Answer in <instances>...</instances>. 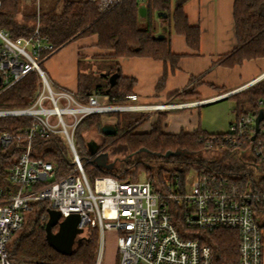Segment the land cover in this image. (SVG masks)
Segmentation results:
<instances>
[{"label":"built area","instance_id":"2783aa9c","mask_svg":"<svg viewBox=\"0 0 264 264\" xmlns=\"http://www.w3.org/2000/svg\"><path fill=\"white\" fill-rule=\"evenodd\" d=\"M22 1L33 2L37 13L28 36L12 37L0 28V94L30 73L37 74L41 88L26 107L0 109V118L30 119L29 125L16 134L0 133L3 147L16 140L25 141L18 159L7 170L6 183L0 185V264H67L15 260L8 254L9 241L21 228L30 204L40 201L58 212L60 220L77 214V227L83 231L80 237L85 230L98 231L94 264H100L106 231L115 235L118 264H212L210 247L192 235L195 230L219 228L237 233L238 264H262L263 223L256 219L255 211L264 203V98L256 101V108L235 117L220 139L249 147V151L242 152L243 161L262 179L254 178L245 188L218 175L196 172L190 186L185 180L181 183L178 176L159 184L150 176L142 182L111 176H97L90 181L74 147L73 134L77 124L89 115L165 111L210 103L240 93L264 78V73L241 87L194 103L149 105L137 103L138 97L132 93L126 104L110 105L107 95L93 93L80 104L74 93L56 92L49 82L42 64L56 49L41 33L40 0ZM89 1L105 13L124 0ZM49 133L62 135L72 156V170L57 179L50 162L32 157L31 142ZM212 140L215 137L206 138V142ZM100 154L98 151L88 157L86 163Z\"/></svg>","mask_w":264,"mask_h":264},{"label":"trees","instance_id":"16d2710c","mask_svg":"<svg viewBox=\"0 0 264 264\" xmlns=\"http://www.w3.org/2000/svg\"><path fill=\"white\" fill-rule=\"evenodd\" d=\"M45 7L42 4L40 12L41 33L49 38L57 52L61 47L78 38L97 36V45L101 49L113 51V57H149L154 60L170 62L174 67L179 55L170 51L169 36L171 33L184 36L189 48L197 50L200 41V31L191 26L183 12L186 0H124L105 13L98 10L96 4L89 1L57 0ZM0 28L10 32L12 37L28 36L35 20V5L33 2L24 3L22 0H1ZM141 10L147 20L145 28L139 26ZM165 13L166 19H158L157 32L152 30L153 15ZM235 48L221 57L213 65L231 68L241 65L243 61L264 58V0H235L233 4ZM166 31L162 32V27ZM163 34L160 39L158 36ZM54 52V53H55ZM117 73V78L110 84L108 77ZM97 75H78L77 98L86 102L87 96L93 93L108 96L110 105H124L127 96L132 94L135 84L133 78L122 77L116 63L111 71L100 77L103 83L95 81ZM165 74L159 80L157 87L163 85ZM191 83L181 92H174L170 99L190 96L199 100L195 88L198 80ZM101 82V81H99ZM41 82L37 74L30 73L0 94V109L24 108L30 104L40 91ZM228 98L235 99V117L245 111L256 108V101L264 98V78L249 88ZM176 111V110H175ZM112 113L108 115L111 116ZM167 113H158L148 132H137V128L149 117L144 114L132 121H122L119 117L113 123L116 133L104 135L101 127L103 114L84 117L75 127L73 142L78 157L92 156L88 143L93 142L97 152L114 157L111 169L95 165L93 161L84 166L88 180L97 176H111L120 181H126L123 171L132 170L135 174L139 165L145 168L150 177L159 184L165 179L178 176L181 183L188 171L198 174L218 175L227 181L237 182L239 187L245 186L262 177L247 167L243 161L242 152L249 151L247 144L233 145L222 141L220 134H208L197 127L191 132L180 131L169 134L162 131V124ZM30 119L0 118V133H18L29 125ZM94 131L98 141H86V134ZM215 140L206 142V138ZM25 141L16 140L7 147L0 144V185L6 183L8 168L16 162ZM33 158L48 161L55 169V179L69 173L73 168L70 150L62 135L49 133L43 138L37 137L31 142ZM168 153V154H167ZM122 157L116 164V158ZM130 181H136L132 175ZM254 185V184H252ZM254 188V186L252 187ZM48 203L33 202L26 212L28 219L24 222V231L16 236L13 234L9 241L8 254L15 260L25 261H55L67 264H93L97 245L98 231L85 230L83 236L74 243L71 250L66 252L50 244L45 231L48 219ZM256 219L264 221V203L259 204L255 211ZM263 228V227H262ZM57 226L52 228L55 233ZM192 238L210 247L212 264H238V236L233 230L219 228L212 231H194ZM264 234L262 232V241Z\"/></svg>","mask_w":264,"mask_h":264},{"label":"crops","instance_id":"0c3cea01","mask_svg":"<svg viewBox=\"0 0 264 264\" xmlns=\"http://www.w3.org/2000/svg\"><path fill=\"white\" fill-rule=\"evenodd\" d=\"M234 1L186 0L184 2L183 12L189 25L199 28L200 41L198 49L193 50L186 44L184 36L171 33L169 36L170 51L179 55L174 67H171L168 61L154 60L149 57L114 58L112 50L96 47L97 36L92 35L90 37L93 39L92 43H94L95 48H86L85 46L77 48L67 44L64 49L53 53L43 62L44 71L55 85L65 89L63 91L70 92L71 90L76 94L78 75L85 73L81 71V57L100 58V67L98 66L99 68L92 74L102 78L100 74L111 71L117 63L122 77L135 80L132 93L137 95V103L156 105L176 102L175 99L177 98L170 99L168 96L184 90L191 83V79H196L199 82L195 92L200 101L216 97L250 83L264 73V58L246 60L241 65H235L231 68L213 65L236 46L233 22ZM140 17H144L143 10ZM89 72L92 71H87V73ZM164 74L163 85L159 88L157 84ZM95 81L99 84L103 83L97 79ZM205 104L172 109L162 124V131L174 134L180 131L191 132L197 127L201 128L198 117L193 115V112L198 113L193 110ZM175 110L177 112L183 111V113L173 114L176 112ZM146 113L149 119L138 127L137 132H148L150 125L156 119V117L154 119L156 115H150L151 111ZM262 223L264 234V221ZM262 264H264V240Z\"/></svg>","mask_w":264,"mask_h":264},{"label":"rangeland","instance_id":"374dc122","mask_svg":"<svg viewBox=\"0 0 264 264\" xmlns=\"http://www.w3.org/2000/svg\"><path fill=\"white\" fill-rule=\"evenodd\" d=\"M76 1H89V0H76ZM56 2H58V1L57 0H40L38 11L41 12L40 8H41L42 4L45 5V7H46L49 4H54ZM89 2H92V1H89ZM92 3L96 4L95 2H92ZM96 6L98 7V10H99L98 4H96ZM36 8L37 7H35V14L37 13ZM156 15L157 14L153 15L154 18L152 20V30H155L157 32V30H158L157 29L158 19H157ZM147 24H148L147 20L144 17H140L139 26L142 28H145ZM92 42H93V39L90 36H88V37H83V38H78L76 40H73L69 44L74 45L77 48L84 47V46L86 48H91V47L95 48V45L97 48H99L97 45V42L95 45ZM66 46L61 47L57 51L64 49V47H66ZM80 61H81V66H82L81 71H83L85 73H87V71H90V70L92 71L91 73L90 72L87 73V75H93L94 71H96L100 67L99 64L101 63L100 58L98 59V58L81 57ZM42 68L44 70L43 65H42ZM47 78H48V76H47ZM96 79H97V81H102L100 79V77H96ZM48 80H49V82H51V85L56 92H61V91L65 90L63 87L55 85L49 78H48ZM70 92L75 94L74 91L70 90ZM75 100L77 103H80V104L85 103V101L83 102L82 100L77 98L76 95H75ZM175 101L176 102H169V103L182 104V103H188V102L189 103L198 102V100H194V98H192L190 96L179 97V98L175 99ZM235 102L236 101L234 98H225L222 100H217V101H213L210 103H206L202 107L193 110V111H197V113H198V114H196L195 112H193V115L198 117L200 127L206 133H208V134L225 133L228 131L229 124L231 122H233V120L235 118V113H234V110L236 107ZM128 103L133 104L134 102H128ZM45 104H47V103L45 102ZM162 112H166L168 114V113H171L172 110L158 111V113H162ZM175 113L176 114H178V113L182 114L183 111L173 112V114H175ZM141 114H144L146 117H149V116H147L148 114L146 112L119 111V112L112 113L111 116L108 114H104L102 117V121L104 123L113 124L115 122L116 118L119 117L122 121L128 122V121H132L135 117H138ZM150 115H156V116H154V119H155V117H157L156 111H151ZM137 130H138V128H137ZM85 140L97 142L99 139H98L97 133L94 131H91L88 134H86ZM87 158L88 157H84L81 159L84 166L87 165V163H86ZM121 158L122 157L116 158L115 163L117 164L119 162V160H121ZM109 160H110V162H112L114 160V157H109ZM119 174L125 175L127 180H130L132 175H135V180L138 182L145 181L147 179V177L150 176L149 172L145 168H142L139 165L136 167L135 174L132 173V170L131 171L129 170L128 173L120 171ZM194 177H195V171L194 170H190L186 173L185 182L187 183V186H190L192 184ZM166 180L168 181V179H166ZM26 214L27 213H25V215ZM27 219H28V215L25 217L24 225H26ZM24 225L17 232L16 236L19 235V233H21L22 231H24V229H25ZM98 244H99V237H98ZM97 254H98V245H97V251H96L95 259H96ZM95 259H94V262H95ZM100 264H118V250H117V245H116V238H115V235L113 232L106 231L104 233V238L102 241V254H101Z\"/></svg>","mask_w":264,"mask_h":264},{"label":"water","instance_id":"95a60500","mask_svg":"<svg viewBox=\"0 0 264 264\" xmlns=\"http://www.w3.org/2000/svg\"><path fill=\"white\" fill-rule=\"evenodd\" d=\"M142 11V10H141ZM157 19H161L165 21L166 14L165 13H157ZM166 31V27H162V32ZM160 39L163 37V34L158 36ZM105 76V74H100ZM117 78V73H113L108 77V81L110 84ZM259 122V118L256 119V130ZM101 131L104 135H114L116 133V129L113 124L105 123L101 127ZM89 152L91 155L97 153V147L93 142L88 143ZM168 154V153H167ZM109 157L107 154H100L94 157L93 162L95 165L100 167H105L106 169H111L112 163H108ZM48 219L45 225V231L47 234L48 241L53 246L59 248L60 250H64L66 252L70 251L75 242H77V238L82 234V229L78 228L79 216L77 214H72L63 220H60V215L58 212L47 209ZM57 226V231L55 233L52 232V228Z\"/></svg>","mask_w":264,"mask_h":264},{"label":"flooded vegetation","instance_id":"af4514ba","mask_svg":"<svg viewBox=\"0 0 264 264\" xmlns=\"http://www.w3.org/2000/svg\"><path fill=\"white\" fill-rule=\"evenodd\" d=\"M108 163H113V162H110V160L108 159ZM104 168H105V167H104ZM105 169H106V168H105ZM59 221H60V219H59ZM54 227H55V226H54ZM54 227H53V228H54ZM56 231H57V230H56ZM56 231H55V232H56ZM79 239H80V236L77 238V240H79Z\"/></svg>","mask_w":264,"mask_h":264}]
</instances>
